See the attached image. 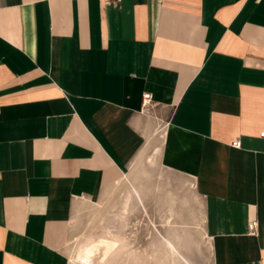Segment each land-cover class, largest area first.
<instances>
[{
    "label": "crops",
    "instance_id": "crops-1",
    "mask_svg": "<svg viewBox=\"0 0 264 264\" xmlns=\"http://www.w3.org/2000/svg\"><path fill=\"white\" fill-rule=\"evenodd\" d=\"M261 132L264 0H0V264H71L81 204L156 139L208 264H264Z\"/></svg>",
    "mask_w": 264,
    "mask_h": 264
},
{
    "label": "rangeland",
    "instance_id": "rangeland-1",
    "mask_svg": "<svg viewBox=\"0 0 264 264\" xmlns=\"http://www.w3.org/2000/svg\"><path fill=\"white\" fill-rule=\"evenodd\" d=\"M153 129L162 130L154 119ZM157 145L158 139L148 153V147L142 149L128 174L106 189L99 200L81 204L66 246L71 264H75L74 252L86 237L106 232L118 235L129 252L128 256H112L108 264H208V243L200 227L201 199L189 184L190 178L166 172L157 164Z\"/></svg>",
    "mask_w": 264,
    "mask_h": 264
},
{
    "label": "bare ground",
    "instance_id": "bare-ground-1",
    "mask_svg": "<svg viewBox=\"0 0 264 264\" xmlns=\"http://www.w3.org/2000/svg\"><path fill=\"white\" fill-rule=\"evenodd\" d=\"M148 146H149L148 143L145 144L143 149H145V147H148ZM135 193H136L137 197L139 199H141L140 192L137 189H135ZM127 206H126V208H127ZM165 243H167L170 246V248L173 249L172 243H170L167 239H166ZM174 250H176V249H174ZM74 253L75 254L73 257V262L75 264H108V262L110 261V259L114 255H118L120 253L127 254L126 256L129 255L127 245L123 243V241L121 240V238L118 235H114L111 232H106L105 234L98 235L95 238L86 237V242L83 243L82 245H80L78 247L77 251ZM177 253L180 254L178 251H177ZM132 257H133V254H132ZM140 260H143V259H140ZM136 264H137V262H136Z\"/></svg>",
    "mask_w": 264,
    "mask_h": 264
},
{
    "label": "built area",
    "instance_id": "built-area-1",
    "mask_svg": "<svg viewBox=\"0 0 264 264\" xmlns=\"http://www.w3.org/2000/svg\"><path fill=\"white\" fill-rule=\"evenodd\" d=\"M104 1H110V0H104ZM154 106V103H152V98L150 96V93L149 92H144L142 94V97H141V107H142V111L143 109H146V110H149V109H152ZM260 136H264V132H261L260 133ZM231 145L234 146V147H240V141L238 139L234 140L231 142ZM249 229L250 231L253 233L255 232L254 230V223H250L249 224Z\"/></svg>",
    "mask_w": 264,
    "mask_h": 264
}]
</instances>
